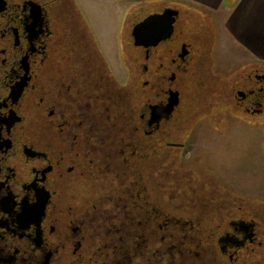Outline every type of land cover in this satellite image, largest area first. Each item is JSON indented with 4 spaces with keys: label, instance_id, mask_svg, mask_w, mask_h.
Segmentation results:
<instances>
[{
    "label": "flooded vegetation",
    "instance_id": "obj_1",
    "mask_svg": "<svg viewBox=\"0 0 264 264\" xmlns=\"http://www.w3.org/2000/svg\"><path fill=\"white\" fill-rule=\"evenodd\" d=\"M123 1L117 59L79 0H0V264H264V201L181 163L220 3ZM230 97L264 112V71Z\"/></svg>",
    "mask_w": 264,
    "mask_h": 264
},
{
    "label": "rangeland",
    "instance_id": "obj_2",
    "mask_svg": "<svg viewBox=\"0 0 264 264\" xmlns=\"http://www.w3.org/2000/svg\"><path fill=\"white\" fill-rule=\"evenodd\" d=\"M160 1H145L143 8L151 9ZM177 1L180 7L191 10L203 6L204 3L206 6L210 2L220 3V10L216 12L218 19L215 18L217 22L213 17L204 18L212 30L211 45L214 46L213 54L204 59L199 67L201 70L197 72L206 75V78L203 79V83L198 80L194 85L188 84L185 88L188 93H194L193 97L196 100L194 102L193 97H188L187 102L192 101L188 104L189 115L201 119L188 141L187 151L181 155V163L195 167L203 176L208 171V177H212L214 182L227 188L234 197L264 201V112L252 114L233 103L231 97L229 101L222 98V94L227 95L233 89L234 80L247 75L255 67L264 71V60L255 63L246 62L252 57L249 53L243 55L242 50L237 51L236 43H233V48L230 46L228 48L227 30L224 24L227 17L219 18L223 16L222 10L224 11L222 2L218 0ZM79 2L93 24L102 46L108 48L106 43L109 39L117 40V49L114 52L119 59L118 34L122 27L124 13L130 6L129 1L79 0ZM142 3L143 0L137 5ZM132 4L135 8L136 3ZM197 14L200 15L199 12ZM229 14L230 11L226 15ZM182 21L183 18L181 23ZM192 25L194 24L188 23V26ZM118 66L117 62V69H119ZM206 96H210V99L215 102L210 104L209 108L205 101L199 99ZM221 101H225L224 110L221 108ZM220 115L223 117L221 118ZM185 124L191 125L189 122ZM192 176L198 178L195 173Z\"/></svg>",
    "mask_w": 264,
    "mask_h": 264
},
{
    "label": "crops",
    "instance_id": "obj_3",
    "mask_svg": "<svg viewBox=\"0 0 264 264\" xmlns=\"http://www.w3.org/2000/svg\"><path fill=\"white\" fill-rule=\"evenodd\" d=\"M237 5L240 6L234 17L237 31L231 29L233 28L231 25L230 31H234L240 42L227 31L228 48L229 46L233 48V43H236L237 51L242 50L243 55L248 54L249 50L254 51L257 60L262 61L264 60V0H231L228 2L227 11L231 13Z\"/></svg>",
    "mask_w": 264,
    "mask_h": 264
},
{
    "label": "water",
    "instance_id": "obj_4",
    "mask_svg": "<svg viewBox=\"0 0 264 264\" xmlns=\"http://www.w3.org/2000/svg\"><path fill=\"white\" fill-rule=\"evenodd\" d=\"M141 27V26H140ZM138 29V28H137ZM140 29V28H139ZM242 93V92H241Z\"/></svg>",
    "mask_w": 264,
    "mask_h": 264
}]
</instances>
